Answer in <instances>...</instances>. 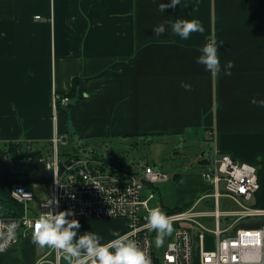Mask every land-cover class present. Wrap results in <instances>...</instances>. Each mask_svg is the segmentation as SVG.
I'll return each instance as SVG.
<instances>
[{
    "label": "crops",
    "instance_id": "obj_1",
    "mask_svg": "<svg viewBox=\"0 0 264 264\" xmlns=\"http://www.w3.org/2000/svg\"><path fill=\"white\" fill-rule=\"evenodd\" d=\"M177 18L199 19L204 33L187 40L170 29L159 37L152 33L154 25ZM213 37L224 42L218 54L222 66L233 62L231 75L212 74L195 62L198 49ZM181 79L192 89L180 87ZM55 91L71 99L69 113L58 110L57 120ZM253 97L264 98V0H180L165 12L153 0H0L3 147L30 144L35 151L52 145L57 130L70 139L60 148L66 156L77 152L74 140L169 135L189 140L201 134L213 141L214 158L230 155L258 169L260 188L246 204L264 210V107L252 104ZM214 158L200 172L183 170L144 194L161 187L156 198L167 209L238 207L226 197L208 196L215 188L203 173ZM218 220L222 227L231 222L225 216ZM79 222L81 232L98 233L101 243L114 230H125V222L115 218ZM205 222L215 228V218ZM207 241L214 246L212 236ZM32 247L27 238L7 252L29 255Z\"/></svg>",
    "mask_w": 264,
    "mask_h": 264
},
{
    "label": "built area",
    "instance_id": "obj_2",
    "mask_svg": "<svg viewBox=\"0 0 264 264\" xmlns=\"http://www.w3.org/2000/svg\"><path fill=\"white\" fill-rule=\"evenodd\" d=\"M39 18V16H38ZM54 119L61 108H67L71 99L66 94L54 92L52 97ZM70 141L58 130L52 143V155L39 157L48 170L54 172L50 187L52 197L40 204L39 212L28 216L24 209L19 216L1 213L0 210V243L5 244L4 250H12L15 245L31 238L33 223L39 215L47 211L43 207L51 198L59 201L53 205L55 211L71 209L75 219H122L125 231L131 239L137 241L138 246L150 259V264H264V221L258 223L250 218L264 217V210L255 209L246 204L258 193L260 188L258 169L246 162H238L230 155L214 158L212 169L203 173L204 179L215 188L212 197H226L235 202L239 209L220 212L200 210L197 205L182 211L166 212L161 201L151 190L144 194L147 188L167 183L171 178L167 172L145 164L141 172L123 169L105 158H80L71 160V165H65L63 174H59L60 165L68 159H61L60 148ZM30 144L17 154L29 159L32 152ZM25 155V156H24ZM8 159V158H7ZM24 159L14 160L20 161ZM10 160V159H9ZM41 181V180H40ZM49 184L48 181H43ZM223 184V192L219 185ZM11 198L25 206L33 201L34 189L17 184L12 187ZM159 207L172 217L174 232L162 256L157 255V248L153 244L155 231L145 227V217L148 209ZM233 216L234 219L225 227L219 225V217ZM215 218V228H209L206 220ZM249 218L248 220H245ZM246 221L243 224V221ZM15 224L13 236L7 239V226ZM123 233V234H124ZM212 236L214 246H208L207 237ZM48 247V246H45ZM63 253L59 249L48 247L36 264H66Z\"/></svg>",
    "mask_w": 264,
    "mask_h": 264
},
{
    "label": "clouds",
    "instance_id": "obj_3",
    "mask_svg": "<svg viewBox=\"0 0 264 264\" xmlns=\"http://www.w3.org/2000/svg\"><path fill=\"white\" fill-rule=\"evenodd\" d=\"M153 3H156L159 11L165 12V9L179 5L180 0H169L168 3L153 0ZM169 29L181 40H187L192 33L205 31L203 23L196 18L165 20L154 25L151 31L159 37ZM223 45V41L217 42L214 37L210 38L198 49L200 55L195 58V62L203 65L205 70L212 74H219L223 70L224 75H231L233 62L228 60L222 66L218 54ZM179 85L185 90H191L193 87L191 82L183 79L179 81ZM250 102L264 107V98L253 97ZM58 204L59 201L54 197L43 205L47 211L40 214L33 223L31 233L33 244L61 250L66 264H150V259L128 233L120 234L114 230L113 238L101 243L103 238L98 233L80 231L81 224L78 219L71 218L74 216L71 209L55 211L53 205L58 206ZM145 220L144 226L150 231H155L153 244L159 248L164 244V237L173 232L172 217L157 206L148 209ZM14 228V223L7 226V239L12 238ZM6 243L7 240L0 243V251L4 250Z\"/></svg>",
    "mask_w": 264,
    "mask_h": 264
},
{
    "label": "rangeland",
    "instance_id": "obj_4",
    "mask_svg": "<svg viewBox=\"0 0 264 264\" xmlns=\"http://www.w3.org/2000/svg\"><path fill=\"white\" fill-rule=\"evenodd\" d=\"M74 143L77 145L78 150L77 152H74L72 154L79 155L83 159H91L94 155L98 154V156L106 158L108 163H112V161H114L115 164L121 166L123 169L132 172H141L142 166L145 164H149L155 168L164 170L170 175V177H173L174 175L180 173L183 170H192L194 172H200V169H203V166H205L207 162L214 158V155L212 154L214 144L213 141L209 139H204L203 135L201 134H197V138H191L189 140L187 138L183 140L180 137L169 135L161 138L143 136L130 137L126 140H123V138L116 139L113 137H111V139L89 138L84 139L82 142L74 140ZM83 143L86 144V152H83ZM70 144L72 145V147H75V144ZM1 147L4 148L3 145H1ZM34 149L35 151H39V149L42 150L44 156L52 155V145L42 144L39 146H35ZM59 158L65 160L67 159V156L60 155ZM204 162L206 163L204 164ZM212 162L210 163V166H206L211 168ZM48 182L49 184L40 181L33 184L32 186L27 185L28 188H34L33 192L35 194V198L33 199V201L29 202L26 207L22 206L19 203H16L11 198V190L13 189L12 187L14 185L21 184L19 182H12L8 187L9 189L6 191L7 196H9L11 199V203H6L4 201L0 202V204H7L6 206H2L1 213L19 216L23 213V210L25 209L27 211L28 216H34L37 212H39L40 204L46 201L48 198L52 197L53 195V192L50 187L51 180H49ZM161 191V187H157L155 190L157 194H160L159 192ZM248 204L251 205V202H248ZM236 208L239 207L234 205H230V207H222L223 210L228 211L230 209ZM229 218L231 219V221L234 219L233 216H230ZM248 219L249 218H246L245 220ZM78 220L83 221L80 219ZM93 220L99 221L102 219ZM245 220L243 221V224H245ZM109 221H114V219H109ZM226 221L227 219L223 217L222 222ZM124 231L120 232V234H123ZM171 236L172 233L164 237V244L159 248L156 247L157 255L159 254L160 256H162L166 244L172 239ZM47 248L48 247H41L39 245L33 244V247L31 248V254L29 255H26L24 254L25 252L21 251L13 253L2 252L0 253V264H29V258H41L42 254L45 253Z\"/></svg>",
    "mask_w": 264,
    "mask_h": 264
},
{
    "label": "water",
    "instance_id": "obj_5",
    "mask_svg": "<svg viewBox=\"0 0 264 264\" xmlns=\"http://www.w3.org/2000/svg\"><path fill=\"white\" fill-rule=\"evenodd\" d=\"M83 152H86L85 147H83ZM79 161L81 156L73 155L60 165L59 174H63L65 165H71L72 159ZM25 172H33L39 180L49 181L53 179L54 172L48 170L45 167V163L39 158H29L20 161H14L7 159V151L0 148V179L5 176H20L24 175ZM5 198L0 194V201H4Z\"/></svg>",
    "mask_w": 264,
    "mask_h": 264
},
{
    "label": "trees",
    "instance_id": "obj_6",
    "mask_svg": "<svg viewBox=\"0 0 264 264\" xmlns=\"http://www.w3.org/2000/svg\"><path fill=\"white\" fill-rule=\"evenodd\" d=\"M63 109L66 110V114L69 113V111H70V105L67 108H61L60 107L59 110H63ZM212 135L213 134L211 133L210 136H212ZM82 145H83V147L86 146V144H84V143ZM0 148H2L1 145H0ZM2 149H5L7 151V157L9 159H11V160H19V159L27 158V156L23 158V156L20 157L17 154L18 152H20V151H22L24 149V144H21V143H9L8 146H4V148H2ZM41 155L42 154H41V151L40 150L39 151H33V152L30 153V157L37 158V159H39V157ZM70 156H73V154L67 155V159ZM93 157L94 158H104V157L98 156V154L97 155H94ZM104 160L107 161L106 158ZM12 182H19L24 187H27V185H31L32 186L33 184H35L37 182H40V180L38 179V177L33 172H25L24 175H20V176H12V175H10V176L2 177L0 179V194L5 198L4 202H6V203L7 202L8 203H11L10 202L11 199H10L9 196H7L6 191L9 189L8 187L10 186V184ZM0 202H3V201H0ZM6 205L5 204H0V208H2V206H6ZM164 208H165L166 212H168V213H172V212H175V211H182L179 208H171V209H167L166 207H164ZM19 214H20V212H19Z\"/></svg>",
    "mask_w": 264,
    "mask_h": 264
}]
</instances>
